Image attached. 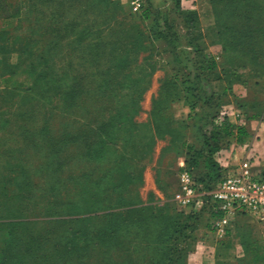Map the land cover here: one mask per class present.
<instances>
[{"label":"rangeland","instance_id":"1","mask_svg":"<svg viewBox=\"0 0 264 264\" xmlns=\"http://www.w3.org/2000/svg\"><path fill=\"white\" fill-rule=\"evenodd\" d=\"M32 1H37L35 10L30 7L26 15V5ZM145 2L142 12L134 13L127 0H0V15L22 13L0 20V33L22 37L32 31L36 46L31 57L27 52L10 54L14 71L5 80L0 68V261L4 264H14L12 241L25 237L29 223L64 218L42 217L43 210L36 211L35 204L44 209L45 188L56 186L57 176L44 170L53 163L48 142L53 134L63 136L65 127L71 134H82L80 130L88 134L83 150L77 145L66 148L62 138L58 143L66 162L71 156L69 174H83L98 165L93 144L96 132L106 128L100 133L101 142L105 139L108 144L102 154L110 162L135 165L141 171L137 190L141 206L155 201L156 206L177 209L180 162L190 160L196 175L204 177V156L197 158V153L205 155L211 134H219L213 159L223 168L231 169L245 158L236 159L238 149L234 150L242 144L248 147L246 157L254 171L264 177V77L252 73L264 69V0ZM138 36L143 37L142 46ZM113 57L119 64L108 72ZM39 60L47 79L44 88L33 75L32 65ZM66 71L70 76L85 74L76 100L81 108L73 110L69 120L67 112L51 106L52 80ZM244 110L250 119L262 117L247 120ZM113 126L121 127L118 135L110 130ZM89 151L92 158L87 156L86 161ZM203 208L205 204H200L193 212ZM202 217L210 224L208 210ZM235 222L257 225L246 217ZM131 223L127 220L121 230L100 236L102 225L97 222L98 238H91L96 231L87 230V243L78 235L73 246L58 243L67 228L58 226L55 243L42 249L43 260L147 264V256L140 254L148 253V247L130 245L137 243L129 240L136 239ZM119 239L126 242L116 245ZM26 253L22 264L26 259V264H34L41 256L38 248L31 249L33 262Z\"/></svg>","mask_w":264,"mask_h":264},{"label":"trees","instance_id":"2","mask_svg":"<svg viewBox=\"0 0 264 264\" xmlns=\"http://www.w3.org/2000/svg\"><path fill=\"white\" fill-rule=\"evenodd\" d=\"M218 1L223 2V0ZM231 1L235 2V0ZM36 2H30L31 6L26 5V8L29 9V11H25L27 13L26 15L30 14V9L33 6L35 10ZM242 2L248 4L250 0H242ZM18 4V6L22 8V2L19 1ZM19 13L22 14L21 11H18L13 14L6 13L0 15V20H12V18H15ZM216 13L217 10L214 6V14L216 15ZM143 18L147 20L148 16L144 15ZM26 20L30 23L29 19ZM18 35L19 34H15L14 36L10 31H1L0 33V55L3 56V60H0V68L2 69L1 76L3 80L8 76L10 77L14 71L13 66L9 64L10 54L16 51L22 53L27 52L26 54L31 57V53L33 52L32 49L36 47L35 45H33L34 48L32 46L35 42L34 37H32V31L26 33V35H22V37H18ZM142 39V36L137 37L138 43L141 46ZM140 49L144 51L142 47L138 50ZM42 63L43 62L39 60V63L37 62L35 65H32V69L33 75L35 76V83L38 81L37 83H39V86L41 85V87L44 88L47 79H45L44 72H40L41 68L43 69ZM118 64V57H113L108 72ZM252 73L264 77V69L253 71ZM102 75H107V73ZM84 79V73L70 76L68 71H66L65 74H62L61 78L56 77L52 80L51 91H53V98L51 106L55 108V110L60 111V109H62L64 112H67V120L71 119V116L74 117L73 110L81 108L80 105H76V100L81 92L79 88L80 84ZM263 112L264 111H262V113ZM244 113L247 114V120L255 119V117H262L258 115L255 117L252 116L250 119L248 115L249 112L244 110ZM120 128L121 127L113 126L110 130L112 129L114 134L118 135ZM243 128L244 127L240 128L239 131L244 135L246 132H244ZM64 130L65 134L63 136L53 134L51 139H49V152H51L53 156V163H51V166L49 165L44 169L46 171L50 170L52 174L57 176L56 186H54L53 183H51L50 186L47 185L48 188L45 186L47 192H44L46 198L44 209H41V207L35 204L36 211L43 210L42 217L54 218L58 216L64 218H59L57 220H41L34 225L29 223L32 227H25L27 230L25 237L22 240L16 239L12 241L11 249H13L14 252L11 254V258H15L14 264H22L21 260L24 258L26 252V257L33 260L32 254L30 253V250L33 248L36 249V252L37 248L41 252V256L35 262L33 260L34 264H45L42 249L48 244L55 243L58 226H67L66 231L59 236L61 239H58V243H64L65 241L66 243L68 242V246H73L75 238L79 236V240L83 239L85 242L87 241V230L91 232L99 230L96 225L97 222H101L102 228L100 236H102L105 232L115 228L121 230L122 227L126 226L125 223L127 220L132 222L131 228L133 236L136 238L135 240H133L134 238H129V240H131V243H133V241L135 243L137 242L136 244H130L132 248L144 245L149 249L148 253L140 254L147 256V264H187L186 257L196 242L198 232L201 230L208 231L210 225L203 222V212L206 213V210H208V220H212L213 215L211 210L205 206L199 213L191 212L186 214L182 210H179L177 205V209L175 210L171 209L169 204L160 205L161 207L156 206L155 201H149V203L153 205L141 206V199L138 197L137 192L142 183L141 171L138 167H135V165L126 164L128 167H125V164L110 162L102 154L108 144L105 139L101 142L102 137L100 133L104 134L106 128H102L96 132L98 135L93 144V151L96 153L95 160L98 165L92 166L91 169L85 171L83 174H69L72 172V169H70L71 164H69L71 156H67L66 162L65 156L57 149L58 143L62 138L61 141L67 144L66 148L71 145H77V147H81L83 150L88 134L81 130L79 133L83 132L82 134H71L66 127ZM243 137L244 136L241 135L239 137L240 140H242ZM218 139L219 134H211L209 139H207L208 148L205 151V155L203 152L197 153V158H202L204 156L203 168L206 171L204 177L196 175L191 167V161L184 158L186 169L195 177L197 183L200 184L205 191L214 190L217 184L224 178L227 171L213 159V155L219 150ZM194 155H196V153ZM84 156L86 157V161L92 158L91 151ZM78 157L79 155H76V158ZM103 159L106 161H103ZM104 162L105 164H101ZM199 163H201V160H199ZM194 167L197 166L195 165ZM65 172H67V175H63ZM61 175L63 176L61 177ZM57 178L59 181H57ZM237 220L238 218L236 221ZM103 221H106L105 225ZM24 224L26 225L27 223ZM32 229H34V231H32ZM231 231L232 228H230L227 235H230ZM98 234V231H96L95 235H91V238H98ZM119 241L120 239L117 241L116 245L124 244L126 239L125 241ZM21 253H23V255ZM255 261L261 264L264 263L263 253H258L257 251ZM26 262H28L27 259L24 264H26ZM0 263L4 264V261H0Z\"/></svg>","mask_w":264,"mask_h":264},{"label":"built area","instance_id":"3","mask_svg":"<svg viewBox=\"0 0 264 264\" xmlns=\"http://www.w3.org/2000/svg\"><path fill=\"white\" fill-rule=\"evenodd\" d=\"M134 13H141L145 0H127ZM179 192L176 204L186 214L195 206L205 204L212 212L208 233L226 237L237 218L246 217L264 227V177L255 172L246 157L227 172L212 191H205L186 169L185 161L179 165Z\"/></svg>","mask_w":264,"mask_h":264},{"label":"crops","instance_id":"4","mask_svg":"<svg viewBox=\"0 0 264 264\" xmlns=\"http://www.w3.org/2000/svg\"><path fill=\"white\" fill-rule=\"evenodd\" d=\"M237 145L234 149H238L236 159L246 158L248 147ZM236 165L238 164L234 166ZM234 224L231 234L226 237L206 236V231H199L196 242L186 257L187 264H261L255 261V257L257 251L264 255V227L251 222Z\"/></svg>","mask_w":264,"mask_h":264}]
</instances>
